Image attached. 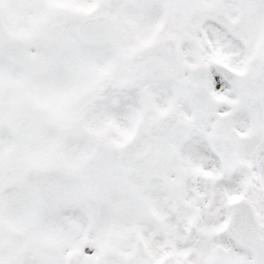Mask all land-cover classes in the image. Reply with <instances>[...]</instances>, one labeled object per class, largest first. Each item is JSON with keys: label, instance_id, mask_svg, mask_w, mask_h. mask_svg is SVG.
<instances>
[{"label": "snow or ice", "instance_id": "snow-or-ice-1", "mask_svg": "<svg viewBox=\"0 0 264 264\" xmlns=\"http://www.w3.org/2000/svg\"><path fill=\"white\" fill-rule=\"evenodd\" d=\"M0 264H264V0H0Z\"/></svg>", "mask_w": 264, "mask_h": 264}]
</instances>
